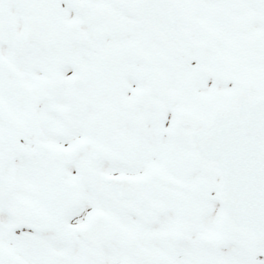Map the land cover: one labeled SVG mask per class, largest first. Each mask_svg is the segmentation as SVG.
I'll list each match as a JSON object with an SVG mask.
<instances>
[{
	"label": "snow or ice",
	"instance_id": "1",
	"mask_svg": "<svg viewBox=\"0 0 264 264\" xmlns=\"http://www.w3.org/2000/svg\"><path fill=\"white\" fill-rule=\"evenodd\" d=\"M0 264H264V0H0Z\"/></svg>",
	"mask_w": 264,
	"mask_h": 264
}]
</instances>
